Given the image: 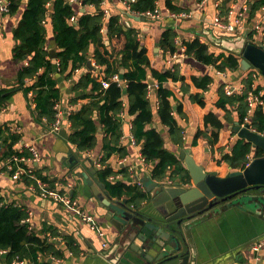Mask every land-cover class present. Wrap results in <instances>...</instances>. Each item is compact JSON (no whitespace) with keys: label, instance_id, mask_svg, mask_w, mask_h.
Returning a JSON list of instances; mask_svg holds the SVG:
<instances>
[{"label":"trees","instance_id":"trees-1","mask_svg":"<svg viewBox=\"0 0 264 264\" xmlns=\"http://www.w3.org/2000/svg\"><path fill=\"white\" fill-rule=\"evenodd\" d=\"M77 1L81 2L85 9L102 2V0ZM157 2L158 0H136L131 5V10L137 13L154 10ZM8 4L7 13L10 14H16L20 6L24 5L22 16L13 30V37L17 42L13 49V57L15 61L24 63L19 71L16 88H23L27 94L33 93L35 113L48 126L51 127L55 123L57 119L55 106L61 104V88L56 73L71 78L76 71L86 68L89 59H93L95 65L99 66L84 71L73 84V90L82 93L73 98L71 104L76 103L78 99L88 98V101L81 103L78 109L69 110L71 132L68 140L80 151L90 152L98 143V125L103 127L104 154L95 177L111 196L126 200L127 205L134 207L141 206L149 198L148 192L141 186L131 187L110 179L116 172L108 164L109 157L117 151L124 153L123 147H120L123 124L119 115L126 110L129 116H133L132 137L136 144L142 145L141 154L146 162L152 164V179L163 180L170 168L173 175L180 174L182 179L189 178V171L179 157L165 147L162 130L157 125L150 128H147V125L153 123L155 117L159 118L160 128L167 127L173 143L182 146L185 128L179 117L190 121L191 115L184 110L182 103L177 102L184 98L177 88L180 87L184 94H189L193 102L204 107L205 97L202 93L196 92L195 88L206 89L211 81L210 77H198L197 72L190 69L183 73L180 70V63H175L169 68L163 66L159 70L149 58L148 49L141 46L138 30L125 29L119 15L108 16L106 20L104 11L88 9L81 11L77 4L70 3L69 0H27L26 2L8 0ZM167 4L173 12L185 11L175 6L171 0H167ZM263 7L264 0H250L249 20L254 18ZM73 17L75 20H72ZM49 22L52 24L53 41L57 48L56 66L48 50ZM213 32L218 37L227 34L215 30ZM253 34L252 31L251 40H254ZM176 36L177 32L172 29H167L162 34L159 44L166 55L178 49ZM185 45L187 55L194 56L204 64H213L217 69L233 72L240 69V55L229 50L213 52L209 44L201 41L200 37H195ZM115 74H119L120 82L111 81ZM149 75L155 81L153 86L158 100L156 111L149 96L151 91ZM102 80H109L110 86L104 88ZM177 81L180 82L179 85ZM253 81L251 69L243 77L242 84L245 89L242 94L228 95L224 84L219 88L215 104L224 111L223 116L228 124L222 121L214 110H206L205 129H198L195 133L193 148L199 147L203 138H207L212 145L220 140L225 141L237 134L236 122L242 125L248 116L251 127L264 134V107H256L248 115L249 106L246 97ZM125 88L126 93H124ZM261 89L262 86L258 85L257 90ZM10 95V90L0 88V108L7 105ZM125 97L127 104L124 102ZM230 124L231 131L222 132V129ZM19 139L16 134H10L9 140L5 139L7 148L3 153L4 158L9 160L15 154L28 158L33 156L29 148H23L21 152L14 148ZM230 146V151H226L225 146H220L222 155L218 162L223 160L235 170L246 167L249 154L254 158L264 155L262 148L253 147L251 142L242 138H238ZM12 163L15 168L20 165V162ZM124 171L128 175L127 171ZM37 178L48 179L47 176L33 169L32 174L23 176V181L27 185L35 184ZM71 195L75 197V192ZM28 211L21 203L14 201L6 203L5 197L0 195V264H4V261L9 264L16 256L27 259L33 264H52L54 259L62 257L63 250L60 248L62 241L56 238L62 234L50 225L43 226L42 230H35L32 222L26 221ZM47 231H50L51 237L55 238L43 236ZM62 240L74 254L79 253V248L72 237L64 236ZM3 250L7 251L5 255L1 253ZM48 254L53 256V260L48 259Z\"/></svg>","mask_w":264,"mask_h":264},{"label":"crops","instance_id":"crops-1","mask_svg":"<svg viewBox=\"0 0 264 264\" xmlns=\"http://www.w3.org/2000/svg\"><path fill=\"white\" fill-rule=\"evenodd\" d=\"M171 1L175 6L183 8L185 11H192L193 15L191 17H168L167 13L173 11L170 10L167 0H158L157 2L159 10L162 12V16L159 19L136 16L133 10L127 8L129 5L131 9L132 4L126 5L123 0H105V2L99 5L88 6L86 9L96 11L108 8L111 12L109 16L119 15L121 17V23L125 29H137L141 46H145L148 49L149 58L153 60L159 70L163 66L169 68L166 62L168 54L166 55L163 52V48L159 44L162 34L167 29L177 32L176 39L179 40L177 43L178 48L181 44L186 46L185 43L188 41H192L195 37H200L201 41L209 44L211 51L216 53L226 51L223 46L210 40L204 32L205 29H209L212 32L213 30L216 32L220 31L213 24V18L218 12L227 18L228 14L233 11L232 20H234L238 12L244 10L243 20L245 24L248 23L245 31H249V33L253 31L254 40L261 39L264 42V36L261 33H256L253 29L254 25L260 22H263L264 28V8L259 10L256 16L249 20L250 0H208L205 7L201 9L198 8L199 0ZM78 6L81 11L86 10L84 7ZM245 7H247L246 10ZM23 9L24 5L20 6L16 14H10L2 12L0 6V88L11 91L7 105L0 108V146L2 147L0 153V190L7 202L14 201L21 203L28 210L32 211L31 222L35 230H42L43 226L50 225L62 234V236H57L56 238L62 241L60 248L63 250V255L59 259L53 260V256L51 257L48 254V259L53 260L52 264H124L126 254L129 251L124 248L119 239V230L106 219V207L94 195L87 182L88 179L99 186L108 197L114 200H124L111 196L106 188L96 179V172L95 174L92 173L88 165L84 163L88 162L96 171L100 168L96 161L104 154L102 147L103 127L98 125L97 146L90 152L80 151L68 138L61 134V130L58 133L51 132V127L37 117L31 93L27 94L23 88H16L18 86L19 71L24 63L15 61L13 57V49L17 43L13 37V30L22 16ZM47 34L49 52L52 48L56 50L51 22L47 25ZM52 60L54 61L56 58ZM91 60L94 65V60ZM179 63L180 70L183 73L190 69L195 70L198 77L207 76L211 78L206 89L195 88L196 92L202 93V96L205 97L206 105L202 107L198 103L193 102L189 94H184L180 90V87L177 88L179 94L184 97L177 102L182 103L184 110L188 111L191 115L190 121L179 117L181 124L185 128L182 146L173 143L167 127L160 128L159 118L155 117L154 122L147 125V128L157 125L162 130L165 147L174 152L185 167L186 164L181 158V152L189 151L197 163L204 166L206 171H216L219 176H227L229 172L235 169L229 167L223 160L218 162V159L222 155L219 148L220 146H225L226 151H230V144H233L239 138L237 134L230 136L225 141L220 140L215 145L209 143L207 138H203L200 146L196 148L192 147V142L197 130L205 129L204 116L207 112L206 110H214L222 121L228 124L223 116L224 111L217 108L215 104L219 88L225 83L242 85L246 72L229 71V76L223 78L217 73L216 67L213 64H204L194 56H188ZM83 72L84 68L76 71L71 78L56 73L58 85L61 88L60 105L63 110H67L72 105L73 98L82 93V91H74L73 84L78 81ZM176 83L177 85L180 84L179 81ZM259 85L264 90L263 75L259 79ZM149 96L156 111L158 100L155 89L150 91ZM77 101L81 103L87 102L88 98L78 99ZM124 102L127 104L126 97ZM119 117L123 124L120 147H123L124 153L114 152L109 157L108 164L116 172L117 182H123L131 185V187H140L138 181H135L134 178L141 176L142 178L152 179L151 168L143 162L141 154L142 145L133 143L131 133L133 116H129L126 110V112L120 113ZM231 128V124L226 125L222 129V132L226 130L231 131ZM66 130L69 136L71 130L68 126ZM10 134H16L20 137L19 141L15 143L14 148H29L30 151L31 149L37 150L38 158L29 161L28 164L34 170L47 176V180L53 182L60 181L64 191L70 195L75 192V197L81 203L83 210L92 214L104 229V236H99L92 230L89 224L81 219V215L74 210L40 197L38 193L28 188L25 181H17L11 178L9 173L4 170L7 159L3 157V153L7 148L5 139L9 140ZM72 155H75L79 160L78 164L73 167L70 166ZM124 170L127 171L128 175ZM84 174H87L88 177H85ZM189 181L190 176L188 179H182L180 174L173 175L172 168H170L165 178L157 182L166 184L181 182L185 184ZM143 188L146 190L145 187ZM201 228H203L202 232L195 235L198 253L194 255V259L192 258V260L196 264H264V248L259 252H255L250 246L252 240L264 234V223L252 211L231 208L203 223ZM43 236L51 237L50 231L43 233ZM64 236L73 238L79 248L77 255L62 240ZM104 241L108 242L104 246L105 248L101 245V242L103 243ZM116 246L118 247L116 248ZM4 264L8 263L4 261Z\"/></svg>","mask_w":264,"mask_h":264},{"label":"water","instance_id":"water-1","mask_svg":"<svg viewBox=\"0 0 264 264\" xmlns=\"http://www.w3.org/2000/svg\"><path fill=\"white\" fill-rule=\"evenodd\" d=\"M204 32L213 42L241 56L239 72L254 68L264 76V42L261 39L251 40L249 31L224 37H217L209 29ZM50 54L52 59L56 58L55 48ZM54 64L56 66V60ZM87 69H96L91 59L84 71ZM148 80L151 85L155 84L151 75ZM66 122L67 118L64 119ZM236 125L239 138L264 150L263 133L251 129L250 124L242 126L236 122ZM61 134L68 138L65 127ZM181 158L189 171L190 181L166 184L143 178L149 198L139 207L127 205L126 200L108 197L88 179L94 195L106 207V219L119 230V239L129 251L124 264H196L192 260L198 253L195 235L202 232L203 223L231 208L252 211L264 223V155L255 157L246 167L232 170L224 177L216 171H206L189 151H182ZM70 161L71 167L79 162L75 155ZM84 163L95 174L96 169L88 162ZM84 176L88 177L87 174ZM263 238L264 234L252 240L250 246ZM101 245L105 248L102 242Z\"/></svg>","mask_w":264,"mask_h":264},{"label":"built area","instance_id":"built-area-1","mask_svg":"<svg viewBox=\"0 0 264 264\" xmlns=\"http://www.w3.org/2000/svg\"><path fill=\"white\" fill-rule=\"evenodd\" d=\"M70 3L73 4H77V5H81V2H78L77 0H69ZM208 0H199L198 3V8H204L206 3ZM105 2V0H102L101 3ZM124 4L128 5V4H133L134 2H136V0H123ZM8 0H0V6H1V10L4 13H7L9 11V7H8ZM90 6H94V5H90ZM129 10L130 7L128 5L127 7ZM264 8V7H263ZM247 9V7H245V10ZM102 11H104L105 13V18L107 20L108 16L111 14L110 10L108 8H104ZM131 12V11H130ZM132 13V12H131ZM136 16H143L145 18L148 19H159L162 16V12H160L158 6L154 9V10H148L146 12L143 13H137L135 12ZM233 11L230 12V14H228L227 18L222 16V14L220 12H218L215 17L213 18V24L214 27L218 28L221 32H225L227 34H232V35H243L245 31V29H247V25L248 23H244L243 17L245 14V11L242 10L241 12L239 11L237 16L235 17L234 20L233 19ZM168 17H191L193 15L192 11H182V12H168L167 13ZM72 20H75V18L73 17ZM254 31L256 33H261L262 36H264V28H263V22L257 23L254 25L253 27ZM179 40L176 39V43H178ZM188 55L186 53V46H184V44H181V46L175 51V52H170L167 55L166 58V62L169 65V67H173L175 63H179L181 60H183L184 58H187ZM95 67H99L97 65L94 64ZM217 73L219 75H221L223 78H227L229 76V71L228 70H221V69H217ZM253 72V85L252 88L250 90L247 91V97H246V101L248 103L249 106V114L252 113V111L259 106L264 107V90H257V87L259 85V79L261 77V73L258 71V69H252ZM111 81H115V82H120L121 78L119 76V74H115L114 76H112ZM102 84L104 88H108L110 86V81H106V80H102ZM155 86H151L150 85V90H154ZM224 89L226 91V93L228 95H233V94H242L244 92V85H233L231 83H225L224 84ZM32 97H33V93H31ZM35 105V104H34ZM81 105L80 101H77L76 103L72 104L70 106V108H68L67 110H63L61 108V105L58 103L56 104L55 108L57 109V119L55 121V123L52 124L51 126V132H55L58 133L63 126H65L66 124L69 125V122L64 123V119L68 118V114H69V110H74V109H78ZM246 124H250L249 122V116L246 118V122L242 124V126H245ZM251 129L255 130L254 128L251 127ZM133 143L136 144V142L133 139ZM19 152H21L23 150V148H18L17 149ZM2 151V147L0 146V153ZM31 152L33 154L32 157H25V156H18L17 154H15L11 159L7 160L5 162V168L4 170L9 173V175L11 176V178H13L14 180H23V176L24 175H28V174H32L33 173V168L31 167V165L28 164L29 161L35 160L38 158V152L35 149H31ZM143 157V156H142ZM101 159V158H100ZM100 159H98L96 161V163L98 164V166L100 165ZM254 159V157L252 155H248V162L246 164L249 165V163ZM13 161L16 162H20L16 168L13 165ZM143 162H145V164H147V166H149L152 170V164L151 163H147L145 158L143 157ZM15 168V169H14ZM13 171V172H11ZM11 172V173H10ZM137 178V180H136ZM110 179L112 181H116L117 176L113 175L110 177ZM135 181H138L139 186L141 187H145L144 186V181L143 178L141 176H136ZM28 188L31 191H34L36 193H38V195L42 198L45 199H49L51 201H53L54 203L57 204H61L62 206H65L69 209L74 210L76 213L81 215V219L89 224L90 228L92 230H94L99 236H104L105 232L104 229L102 228V226L99 225V223L96 221V219L94 218V216L88 212H86L85 210H83L81 203L77 200L76 197H74L73 195H70L69 193L65 192L64 189L62 188V184L60 181H55L52 182L49 180H42L40 178L36 179V183L35 184H29ZM0 195H2V192L0 190ZM6 203H9L6 201ZM28 217L26 219V221H32V211L29 210L28 211ZM108 244V242L104 241L103 245L106 246ZM254 251H260L264 248V238L256 243H254L251 247ZM1 253L3 255H5L7 253L6 250L1 251ZM9 264H33L32 262H30L27 259L24 258H20L18 256L14 257Z\"/></svg>","mask_w":264,"mask_h":264},{"label":"rangeland","instance_id":"rangeland-1","mask_svg":"<svg viewBox=\"0 0 264 264\" xmlns=\"http://www.w3.org/2000/svg\"><path fill=\"white\" fill-rule=\"evenodd\" d=\"M96 68H98V67H96ZM67 122H69L68 118H67ZM69 123H70V122H69ZM67 126L70 128V124H69V125L66 124V125H65V128H66ZM51 238L53 239V238H55V237H51Z\"/></svg>","mask_w":264,"mask_h":264}]
</instances>
